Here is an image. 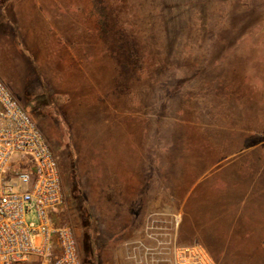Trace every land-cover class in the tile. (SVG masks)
Masks as SVG:
<instances>
[{
    "label": "rangeland",
    "instance_id": "rangeland-1",
    "mask_svg": "<svg viewBox=\"0 0 264 264\" xmlns=\"http://www.w3.org/2000/svg\"><path fill=\"white\" fill-rule=\"evenodd\" d=\"M0 79L58 160L83 264H129L148 223L260 264L264 0H0Z\"/></svg>",
    "mask_w": 264,
    "mask_h": 264
},
{
    "label": "built area",
    "instance_id": "built-area-1",
    "mask_svg": "<svg viewBox=\"0 0 264 264\" xmlns=\"http://www.w3.org/2000/svg\"><path fill=\"white\" fill-rule=\"evenodd\" d=\"M64 197L55 154L0 79V264H81L74 229L52 218ZM31 211L36 225L25 220ZM154 228L124 242L129 264H217L202 245H176Z\"/></svg>",
    "mask_w": 264,
    "mask_h": 264
},
{
    "label": "crops",
    "instance_id": "crops-1",
    "mask_svg": "<svg viewBox=\"0 0 264 264\" xmlns=\"http://www.w3.org/2000/svg\"><path fill=\"white\" fill-rule=\"evenodd\" d=\"M248 226L250 228L251 227H254V228L260 227V232H264V208L263 209L261 208L257 213H255L253 216L250 217ZM255 231L256 230L254 229V232ZM250 236L253 238H257V237L259 238V248H260L259 259L261 260L260 264H264V236L251 235V229H250ZM253 238H251V240H249L245 246V251H247L246 253H247V259L248 260H252V259L256 258L255 254H253V252L256 251L257 247L255 244L253 245V243H254V240H252ZM194 244H199V243H194ZM200 245H202V244H200ZM203 247L207 250V248L205 246H203Z\"/></svg>",
    "mask_w": 264,
    "mask_h": 264
},
{
    "label": "trees",
    "instance_id": "trees-1",
    "mask_svg": "<svg viewBox=\"0 0 264 264\" xmlns=\"http://www.w3.org/2000/svg\"><path fill=\"white\" fill-rule=\"evenodd\" d=\"M124 38H126V37H124ZM126 53V52H125ZM127 55V54H126ZM128 57H130V58H132L131 57V54H130V56H128L127 55V57L125 58V59H128ZM132 59H134L135 61H137V59H139V58H132ZM73 201H74V203H75V205H76V209H77V211L79 212V214H82V209H84V203H83V198L81 197V196H76V195H73ZM61 225H63V224H61ZM206 248H207V250H208V252H209V254L215 259V261H216V255H215V253H214V251L210 248V247H208V246H206ZM80 258H81V256H80ZM81 264H83V262H82V259H81Z\"/></svg>",
    "mask_w": 264,
    "mask_h": 264
}]
</instances>
